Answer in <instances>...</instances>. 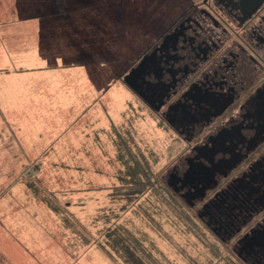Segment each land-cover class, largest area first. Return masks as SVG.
Returning a JSON list of instances; mask_svg holds the SVG:
<instances>
[{"label":"rangeland","instance_id":"rangeland-1","mask_svg":"<svg viewBox=\"0 0 264 264\" xmlns=\"http://www.w3.org/2000/svg\"><path fill=\"white\" fill-rule=\"evenodd\" d=\"M187 1L0 0V264H125L108 229L164 264L236 263L159 194L122 207L123 148L163 178L176 153L118 77Z\"/></svg>","mask_w":264,"mask_h":264},{"label":"flooded vegetation","instance_id":"flooded-vegetation-1","mask_svg":"<svg viewBox=\"0 0 264 264\" xmlns=\"http://www.w3.org/2000/svg\"><path fill=\"white\" fill-rule=\"evenodd\" d=\"M136 49L118 79L174 144L167 189L233 262L264 264V0H188Z\"/></svg>","mask_w":264,"mask_h":264},{"label":"trees","instance_id":"trees-1","mask_svg":"<svg viewBox=\"0 0 264 264\" xmlns=\"http://www.w3.org/2000/svg\"><path fill=\"white\" fill-rule=\"evenodd\" d=\"M118 160L124 168V189H122L120 193L122 199L124 198V204L122 206L124 209L128 208L130 204L134 203L145 194L150 195V198H155L154 196L157 197L159 194L163 196V198L154 200L158 206L164 204V200H166L173 209L181 211L183 205L167 189L161 174V169H157L155 166V160L150 162L140 150H133L127 147L123 148L121 155L119 153ZM112 200H114L113 196ZM49 208L53 210L52 207L49 206ZM108 216H110L108 213L104 215V217L110 221V217ZM112 217H116V215L114 214ZM107 231L109 232L108 241L111 242L114 250L118 249L120 252L122 251V255L120 256H122L123 259L121 260L124 261L125 264H164L159 257H155L153 253L145 249L142 244H137V248L135 249L128 243L126 240L128 239L127 237L119 238L116 235L117 231L115 232L113 229H108ZM216 246L215 249H218L219 246ZM223 257H226L224 253ZM230 264L233 263L230 262Z\"/></svg>","mask_w":264,"mask_h":264},{"label":"crops","instance_id":"crops-1","mask_svg":"<svg viewBox=\"0 0 264 264\" xmlns=\"http://www.w3.org/2000/svg\"><path fill=\"white\" fill-rule=\"evenodd\" d=\"M2 34L4 35V37H5V30L2 32ZM21 36V35H20ZM3 37V38H4ZM21 37H23V35L21 36ZM6 38V37H5ZM16 38V37H15ZM15 38H13V39H15ZM7 68H9V66L7 65V63L6 62H2V65H0V70H3V71H6L7 70ZM10 71H12V70H10ZM0 113L2 114V112H5L4 111V109L3 108H1V102H0ZM1 147V146H0ZM6 148V152L7 153H10V151H9V148H8V146L7 147H5ZM4 155V154H3ZM84 198H79V199H77V200H83ZM88 200V199H87ZM85 245H88V244H85Z\"/></svg>","mask_w":264,"mask_h":264},{"label":"water","instance_id":"water-1","mask_svg":"<svg viewBox=\"0 0 264 264\" xmlns=\"http://www.w3.org/2000/svg\"><path fill=\"white\" fill-rule=\"evenodd\" d=\"M132 77V74L129 73L128 75L124 76V82L127 84V85H130V79Z\"/></svg>","mask_w":264,"mask_h":264}]
</instances>
